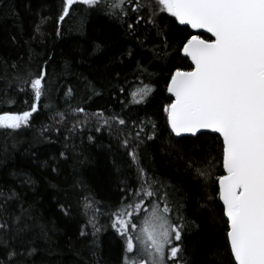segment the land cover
Listing matches in <instances>:
<instances>
[{"label":"snow or ice","instance_id":"1","mask_svg":"<svg viewBox=\"0 0 264 264\" xmlns=\"http://www.w3.org/2000/svg\"><path fill=\"white\" fill-rule=\"evenodd\" d=\"M0 6L7 7L5 0H0ZM74 6H81L82 14L75 21L79 27L69 31H82L83 17L88 13L103 14L137 40L141 54L145 50L150 53L147 61L134 60L131 75L138 83L129 82V88H135L128 94L131 99L114 97L121 105L120 112L107 109L90 113L83 104L103 92L83 78L84 94L73 104L78 89L60 80L75 73L66 69L60 77L54 76L49 71L51 56L43 59L29 53L27 59L3 61L0 105L21 106L0 110V163L9 159L22 132L33 130L36 120L46 118L49 123L41 122L33 143L45 136L52 142L51 133L55 132L62 137L63 148L53 157L57 163L44 167L59 176V161H74L66 177L71 183L63 190L69 199L58 207L64 216H72L74 198L77 211L85 218L79 230L84 246L76 253L80 257L76 264H102L98 234L108 228L120 242L117 264H190L184 235L194 222L184 214L183 198L173 185L141 163V145L157 138L160 125L149 117L122 114L125 107L141 105L152 95L158 73L150 71L149 65L158 67L153 61L170 63L175 52L187 67L163 69L167 93L166 102L161 104L164 129L170 139L191 141L196 153L193 159H201L200 164L189 160L186 167L206 189L200 208L211 211L214 201L222 206L228 264H264V0H60L54 19L38 13L29 40L44 43L49 21L55 36L61 37L66 18L77 11ZM9 11L12 17L18 15L14 7ZM162 14L171 18L170 25L184 26L176 31L185 34L170 36L172 28L164 24ZM12 39L16 41V37ZM25 44L35 51L32 43ZM134 55L131 49L127 52L130 59ZM120 77L119 71L113 74L117 84ZM115 91L124 94L126 89L120 86ZM93 128L95 132L107 130L125 150L129 167L135 168L132 183L127 177L121 181L122 196L115 204L97 199L79 172L78 166L87 157L81 159L84 153L78 151L76 139L81 138L82 143L85 129L91 133ZM87 139L90 144L96 140L91 134ZM216 149L218 161L213 155ZM217 163L222 167L218 174ZM11 175L15 178L11 183L0 181V264H35L40 242L50 244L54 228L44 222L35 198L29 201L23 191L34 190L32 176L15 171ZM102 216L107 217L103 225Z\"/></svg>","mask_w":264,"mask_h":264},{"label":"trees","instance_id":"2","mask_svg":"<svg viewBox=\"0 0 264 264\" xmlns=\"http://www.w3.org/2000/svg\"><path fill=\"white\" fill-rule=\"evenodd\" d=\"M5 2L7 7L0 6V63L17 61L20 57L27 59L26 54L29 53L43 59L51 56L49 71L54 76L60 77L66 69L75 73L74 75L68 74L60 80V83L67 82L78 89L77 99L72 101L73 104L78 103L79 98L83 96V78H86L103 92L102 96L93 97L83 104L88 112L107 109L121 111V105L114 97L124 100L125 96H128L131 99L128 94L135 88L130 89L129 82L138 83L131 75L134 60L147 61L150 55L146 50L141 54L137 40L127 34L124 27L114 19L92 12L83 17L82 31H69V29L79 27L75 21L80 18L78 14H82L81 6H74L77 11L71 14V18H66V23L62 25L63 35L61 37L55 36L53 22L49 21L45 26L48 35L44 43H34L29 38L33 32V25L38 20V13L52 16L54 19L60 0H5ZM13 7L18 13L16 17H12L9 11ZM162 15L166 17V14ZM170 20L171 18L166 17L164 21V24L172 28L170 36H183L184 32L176 31L177 28L183 27L170 25ZM187 31L191 32L190 29ZM13 37H16L15 42H13ZM25 41L32 43L34 52L28 48ZM96 45H100L99 49ZM130 49L135 54L131 59L127 56ZM122 60L123 63H121ZM169 61L170 63L153 61V64L158 67L149 65L150 71L158 73L153 79L152 95L141 105L125 107L122 114L132 118L149 117L160 125L157 138L141 145V163L161 179L173 185L178 190V196L183 198L184 214L194 222V225L184 235V247L190 264H216V262L228 264V254L223 248L222 206L214 201L211 211L200 208V203L206 196V189L203 182L186 167L189 160H192L194 164H200L201 159H193L196 153L191 147V141L181 138L170 139L161 119V104L166 102L165 97L167 96L164 91L166 72L163 69L171 65L187 67V64L181 61L175 52L169 57ZM116 71L121 74L119 84L113 80V74ZM125 77H127V82ZM145 82L148 81L145 80ZM120 86L125 87L124 94L115 91ZM60 104L63 106L62 99ZM20 106L19 104L0 105V110H18ZM41 122L49 123L46 118L41 117L36 120L33 130L22 132L17 137L15 150L9 153L8 160L0 163V181L11 183L15 179L11 175L14 171L26 173L35 181L34 190L25 188L23 191L29 201L35 198L44 222L54 228V231L49 234L51 243L40 242V248L34 257L35 264H76V261L80 259L76 253L84 246L79 230L85 218L82 211H77L74 198L71 199L72 216H64L58 207L60 202L69 199L63 190L69 188L71 183L66 177L71 173V164L74 161L60 160L59 176L51 172L50 168L44 167L46 163L49 165L57 163L53 157L57 156L58 150H62L63 142L62 137H58L57 133L53 132L51 133L52 142H49L48 136H45L41 142L33 143V138L39 136ZM89 134L96 138L94 143L88 142ZM82 140L81 143V138L76 139V143L80 145L78 151L84 153L81 159L87 157L85 163L78 166L81 177L94 191L97 199L105 204H115L122 196L121 181L127 177L128 182L132 183L135 180V168L129 167L131 162L125 150L119 146L115 138L109 136L107 130L95 132L93 128V131L89 133L85 129ZM177 140H180V143H177ZM2 143L3 136L0 135V144ZM11 143L12 141L9 140V145ZM213 155L218 161L219 149H216ZM220 172H222V167L217 163L216 173ZM16 185L19 187L18 180ZM106 222L107 217L102 216L100 224L103 225ZM88 231L90 232L91 229L89 228ZM98 240L100 245L98 251L102 264H117L120 242L114 231L111 228L102 230L98 234ZM84 255L87 257V252Z\"/></svg>","mask_w":264,"mask_h":264},{"label":"water","instance_id":"3","mask_svg":"<svg viewBox=\"0 0 264 264\" xmlns=\"http://www.w3.org/2000/svg\"><path fill=\"white\" fill-rule=\"evenodd\" d=\"M181 27H184V26H181ZM191 31H194V30H192V29H190ZM203 35H206V36H208V35H210V34H207V33H202ZM215 135V134H214Z\"/></svg>","mask_w":264,"mask_h":264}]
</instances>
